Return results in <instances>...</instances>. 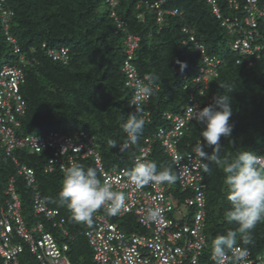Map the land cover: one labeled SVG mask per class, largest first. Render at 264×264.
I'll return each instance as SVG.
<instances>
[{"label":"trees","instance_id":"1","mask_svg":"<svg viewBox=\"0 0 264 264\" xmlns=\"http://www.w3.org/2000/svg\"><path fill=\"white\" fill-rule=\"evenodd\" d=\"M116 1V14L127 23L128 32L139 37L133 61L137 72L142 77H154L152 82L159 87L148 104L150 121L144 124L135 141L121 127L128 114L133 112L129 106L132 92L124 86L125 77L121 72L125 35L116 32L106 0H4L5 8L13 13V17L7 32L0 20V69L18 61L19 56L13 53V44L8 37L14 39L20 55L30 60L24 68L25 81L20 89L26 110L20 118L18 135L84 132L94 138L106 170H132L136 166L132 159L144 145V140L169 125L164 114H180L186 106L188 90L184 85L200 66L192 45L181 43L185 38L182 29L188 28L205 45L208 55L223 61L217 78L210 80L205 95L199 98L202 109L213 103L215 95L223 94L220 84L233 87L229 93L233 109L229 124L233 127L230 136L220 139L221 158L234 157L241 150L260 155L264 150V56L250 57L237 64L240 57L229 49L232 36L213 16L206 0H165L163 10L176 9L181 15H165L161 24H157L156 16L146 9H136L138 4L158 0ZM219 3L224 16L240 17L241 14L228 9L223 0ZM258 3L264 7V0H258ZM139 14H143L142 20ZM42 44L48 48H68L69 62L51 61L43 52ZM203 127L198 121L188 125L180 141L181 152L191 150L199 140L204 143L199 135ZM110 138L118 145L127 144V149L120 152L119 146L110 148L107 143ZM204 151L211 155L212 147L206 146ZM17 159L33 169L41 197L48 208L59 212L63 226L53 228L51 223L33 216L31 190L23 178L17 176L15 165L5 160L1 147L0 191L14 177L27 226L43 222L46 232L58 242L67 244L70 264H93L92 251L84 235L90 225L77 222L66 206L58 204L64 174L59 171L43 173L48 159L46 151L31 154L18 150ZM150 161L156 163L158 170L169 168L174 172L158 141L152 144ZM203 162L208 163L210 169L208 172L203 169L202 173L206 200L203 253L208 256L212 254V240L238 225L235 222L229 224L225 219L231 204L227 200L228 187L222 169L211 161ZM76 164L95 169L92 158L80 159ZM165 184L179 207L189 193H181L172 183ZM111 221L127 234L144 232L132 215L111 218ZM238 246L247 247L253 255L261 253L264 250V220L258 221L252 230V243L243 245L238 237ZM19 262L38 264L26 247Z\"/></svg>","mask_w":264,"mask_h":264},{"label":"built area","instance_id":"2","mask_svg":"<svg viewBox=\"0 0 264 264\" xmlns=\"http://www.w3.org/2000/svg\"><path fill=\"white\" fill-rule=\"evenodd\" d=\"M165 0L144 2L136 9L144 8L156 16V23L164 22L165 15L176 16L181 13L176 10H163ZM213 16L225 28L232 40L229 49L240 58L241 63L250 57L264 56V7L259 6L258 0H223L228 9L240 13V17L224 16L219 0H206ZM108 11L113 19L116 32L125 35V59L121 72L125 77L124 86L131 90L132 99L135 93V81H150L138 74L133 63L135 51L139 46V37L128 32V25L116 14L117 1L106 0ZM13 13L0 0V20L7 32ZM143 19V14H139ZM185 38L183 45L191 44L193 51L198 54L200 66L194 77L184 85L188 90V100L180 114L166 113V128H159L151 137L144 140V145L133 157L136 165L139 162H151L153 142L158 141L164 154L169 158L177 179L173 185L181 193H189L178 207L176 200L168 193L169 186L165 183H149L137 188L126 175L124 168L106 170L101 156L96 148L95 140L84 132L65 134L50 131L43 135H18L20 118L25 114L26 104L20 89L25 81L24 68L30 60L20 55L19 48L12 37L8 41L13 44V53L18 55V61L12 65H4L0 69V147L3 149L5 160L16 167V174L23 178L27 188L31 190L32 214L51 223L53 228H61L63 219L59 212L50 209L45 204L38 190L33 169L19 163L17 151L25 150L31 154L48 152V159L43 166V173L52 174L59 171L64 174L66 168L76 164L78 160L92 158L98 179L103 183L109 181L113 190L122 191L126 195L124 208L117 215H108L104 208L93 214L92 224L84 235L92 251L93 264H216L212 254L205 256V208L206 200L203 183V164L193 147L181 152L180 141L188 130L191 122L197 121L194 113L188 107L202 110L200 90L208 89L211 79L217 78L222 59L206 53L205 45L200 43L188 28H183ZM42 50L53 62L67 64L70 60L69 49L48 48L42 44ZM32 62V61H31ZM250 65L251 62L249 61ZM187 77H184L186 80ZM151 83H153L151 81ZM156 91L159 87L154 84ZM131 99V101H132ZM151 97L142 100L145 123L150 121L147 110ZM130 101V103H131ZM135 111L134 105H129ZM132 112V113H133ZM193 116V117H192ZM264 156V150L260 154ZM159 207L161 216L156 222H145L147 211ZM132 215L143 229L142 234L124 233L111 218H122ZM44 223L37 221L32 227L25 223L21 212V200L15 188V178L11 177L5 188L0 191V258L2 264H20L19 256L26 247L38 264H70L67 258L68 246L58 242L49 232ZM66 234L65 232H63ZM232 253H228L225 264H231ZM246 264H264V250L256 255L248 251Z\"/></svg>","mask_w":264,"mask_h":264},{"label":"clouds","instance_id":"3","mask_svg":"<svg viewBox=\"0 0 264 264\" xmlns=\"http://www.w3.org/2000/svg\"><path fill=\"white\" fill-rule=\"evenodd\" d=\"M184 67L185 65H181ZM135 81V93L131 105L135 111L129 113L127 119L121 124L124 132L135 141L145 124L142 100L150 98L156 91L151 81L154 77ZM224 89L223 94H217L213 103L202 110L197 107H188L194 113L195 119L204 125L200 132L204 143L199 142L194 146L202 161L215 163L224 173V183L228 187L227 200L231 207L226 211L225 219L231 224L235 222L238 227L229 229L224 234L217 235L212 240V255L216 264H225L228 253L231 252V264H246L248 256L247 247L238 246V237L243 245L252 243V230L260 220H264V156L253 152L241 150L234 157L221 158L220 139L228 137L232 132L229 119L233 114L231 97L229 93L233 87L220 84ZM200 96L205 95V90H200ZM193 117V116H192ZM110 148H117L123 152L128 145H118L116 140L109 139ZM212 147V154L204 151V147ZM205 172L210 171L208 163L203 164ZM126 175L130 181L141 188L149 183H173L177 175L169 168L158 170L154 162H139L128 171ZM126 195L122 191L113 190L109 181L101 182L97 171L93 167L85 168L83 165L72 164L64 171L61 189L58 194V204L66 206L77 222L92 224L93 214L104 208L108 215H117L124 208ZM161 216L159 207L147 211L145 222H156Z\"/></svg>","mask_w":264,"mask_h":264},{"label":"rangeland","instance_id":"4","mask_svg":"<svg viewBox=\"0 0 264 264\" xmlns=\"http://www.w3.org/2000/svg\"><path fill=\"white\" fill-rule=\"evenodd\" d=\"M174 188H176V185H174Z\"/></svg>","mask_w":264,"mask_h":264}]
</instances>
